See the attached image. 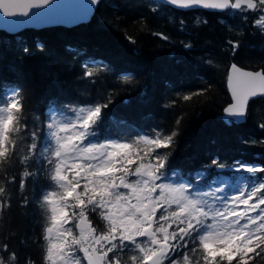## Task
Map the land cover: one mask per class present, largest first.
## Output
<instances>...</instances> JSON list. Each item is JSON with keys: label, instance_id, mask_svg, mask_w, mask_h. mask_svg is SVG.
Segmentation results:
<instances>
[{"label": "trees", "instance_id": "1", "mask_svg": "<svg viewBox=\"0 0 264 264\" xmlns=\"http://www.w3.org/2000/svg\"><path fill=\"white\" fill-rule=\"evenodd\" d=\"M254 16L233 9L181 10L154 0H102L90 21L75 26L25 28L16 33L0 30V86L20 90L26 122L30 128L39 127L41 136L53 103L67 112L71 106L110 98L113 102L103 110L97 131L101 141L105 137L133 141L153 130L165 134L176 130L172 147L159 150L170 154L169 177L191 181L205 191L216 187L214 181L226 180L224 189L229 190L250 177L235 170L237 161L264 167V128L260 127L264 97L250 101L244 122L223 118L231 101L226 85L229 65L264 69V33L254 26ZM229 40L239 43L235 54ZM86 58L98 62L97 75L87 80L82 77ZM126 75L130 83L124 82ZM198 92L190 100L183 99ZM213 159L226 167L212 165ZM28 170L36 172L37 165ZM22 171L23 166L17 165L10 173L16 175V182L8 185L9 206L0 210V244L17 254L18 264L27 260L44 264L45 216L39 203L50 181L43 172L28 177L22 195ZM199 171L206 176L196 179ZM173 172L178 175L173 177ZM256 175L264 177V172ZM89 218L93 226L104 227L96 212H89ZM250 255L255 257L250 264H264V253Z\"/></svg>", "mask_w": 264, "mask_h": 264}, {"label": "snow or ice", "instance_id": "2", "mask_svg": "<svg viewBox=\"0 0 264 264\" xmlns=\"http://www.w3.org/2000/svg\"><path fill=\"white\" fill-rule=\"evenodd\" d=\"M165 2L182 9L251 11L254 26L264 33V0ZM52 3L0 0V17L9 18L5 23L13 28L45 20L49 14L41 10ZM99 3L101 0H89L90 6ZM88 10L81 13V19ZM154 35L168 39L162 33ZM228 45L235 54L239 43L229 40ZM69 51L83 55L79 49ZM97 63L92 58L83 60L84 79L97 75ZM123 80L131 82L127 75ZM227 83L232 102L224 109L226 122L242 121L249 101L264 97V69L246 71L233 63ZM23 99L17 87L0 86V210L9 206L8 185L16 182V175L10 173L17 165L23 166L19 174L22 195L26 178L44 173L50 181L39 203L45 216L44 264H250L255 259L251 253H264V177L256 175L264 167L237 161L235 170L250 177L238 181L231 191L220 187L221 181H214L216 187L211 190H201L191 181L173 180L168 175L170 154L159 150L172 147L176 130L171 134L153 130L133 141L108 137L101 141L97 131L103 110L113 102L109 98L104 103L71 106L67 112L53 103L41 136L39 127L30 128L26 122ZM211 164L226 167L217 159ZM33 165H37L36 172L28 170ZM205 176V171L196 173V179ZM23 202L29 203L26 196ZM89 212L97 213L103 228L93 226ZM0 264H18L17 254L8 252L6 244H0ZM26 264L34 262L27 260Z\"/></svg>", "mask_w": 264, "mask_h": 264}, {"label": "water", "instance_id": "3", "mask_svg": "<svg viewBox=\"0 0 264 264\" xmlns=\"http://www.w3.org/2000/svg\"><path fill=\"white\" fill-rule=\"evenodd\" d=\"M154 1L159 2V3H163V4H166V5L172 6V7L177 8V9H181V10L204 9V8H200V7L182 9V8H179V7H176L174 5H170V4L166 3L165 0H154ZM98 5L90 6L89 0H53V3L49 6L48 9L41 10V11L48 12L49 18H47L45 20H41V21H34V22L27 23V24H22L18 27L13 28V27H10L8 24L5 23V21L8 20L9 18L0 17V30L7 31L9 33H16V32H19V31L25 29V28H37V29H39V28L55 26V25H62V26H67V27L75 26V25H78L80 23H85V22L90 21L92 16L94 15L95 11L97 10ZM85 9H90V10H88L87 14L81 19L80 15ZM204 10L221 12L219 10H211V9H204ZM19 19H23V18H19ZM233 63H235V62H232L228 67L227 77H228V74L230 71V66ZM235 64L238 67H240L246 71H260V70H262L261 68L250 69V68L242 67V66L238 65L237 63H235ZM226 85H227V89H228L230 97H231V92H230V89L228 88L227 80H226ZM258 97H260V96H258ZM258 97H255L252 99H256ZM250 101H249V103H250ZM231 102H232V97H231L230 103ZM229 104L226 105L225 108L228 107ZM248 106H249V104H248ZM247 111H248V109H247ZM223 118L225 120H228L225 112H224ZM245 120H246V118H244L242 121H239V122L234 121V122L235 123H242ZM85 263L87 264L86 261H85Z\"/></svg>", "mask_w": 264, "mask_h": 264}, {"label": "rangeland", "instance_id": "4", "mask_svg": "<svg viewBox=\"0 0 264 264\" xmlns=\"http://www.w3.org/2000/svg\"><path fill=\"white\" fill-rule=\"evenodd\" d=\"M131 179H134V177L131 178ZM224 182H226V183H223L222 180H221L220 187L225 188V186H226V184H227V181L224 180ZM231 190H232V187H230L229 190H226V189H225V191H231ZM217 195H221V193H217ZM243 207H244V206L241 205V208H243ZM262 207H263V206H262Z\"/></svg>", "mask_w": 264, "mask_h": 264}]
</instances>
